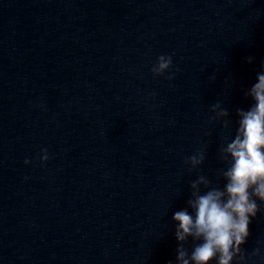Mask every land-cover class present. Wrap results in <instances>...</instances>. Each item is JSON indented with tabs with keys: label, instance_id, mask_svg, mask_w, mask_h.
Masks as SVG:
<instances>
[{
	"label": "clouds",
	"instance_id": "clouds-1",
	"mask_svg": "<svg viewBox=\"0 0 264 264\" xmlns=\"http://www.w3.org/2000/svg\"><path fill=\"white\" fill-rule=\"evenodd\" d=\"M254 60L252 56L245 57L246 63ZM172 65V55H160L151 72L155 77L168 72L166 79L171 81L175 78L170 71ZM256 80L244 91L251 100L249 107L236 109L234 134L229 110L220 101L210 107V122H220L221 128L227 130L217 150L223 167L217 169L216 175L224 183L220 187L204 175L190 182L185 207L172 217L178 245L175 264H249L253 257L260 256L259 249L247 254L243 245L250 235L252 220L258 213L264 215V62ZM41 153V164H45L50 158L48 150L41 149ZM204 160L205 152L200 150L185 163L191 170L200 167ZM24 163L31 161L25 159ZM189 243L190 247H186Z\"/></svg>",
	"mask_w": 264,
	"mask_h": 264
}]
</instances>
